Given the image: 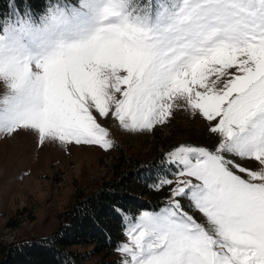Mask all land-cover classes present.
<instances>
[{"label":"snow or ice","instance_id":"1","mask_svg":"<svg viewBox=\"0 0 264 264\" xmlns=\"http://www.w3.org/2000/svg\"><path fill=\"white\" fill-rule=\"evenodd\" d=\"M102 13L92 36L39 65L28 82L32 102L13 97L0 133L34 129L41 142L108 149L92 108L100 117L111 111L126 130H151L183 100L218 120L210 131L220 141L214 151L181 145L166 154L176 179L154 187H175L159 212L129 223L130 244L118 248L130 258L123 264H264V168L248 172L258 183L246 181L230 158L264 165V0H104Z\"/></svg>","mask_w":264,"mask_h":264},{"label":"rangeland","instance_id":"2","mask_svg":"<svg viewBox=\"0 0 264 264\" xmlns=\"http://www.w3.org/2000/svg\"><path fill=\"white\" fill-rule=\"evenodd\" d=\"M138 2L146 4L148 0ZM152 2L155 3V0ZM103 7L104 0H51L46 9L36 17L27 11L11 12L0 20V45L18 42L27 37H38L57 29L63 30L67 39L84 40L103 26ZM218 87H222L219 82ZM116 95L120 98L119 93ZM12 98L4 94V89L0 87V122L11 115ZM91 111L97 123L108 132L107 139L112 142V147L104 149L95 144H76L74 141L61 142L53 139L41 142L38 131L34 129H17L12 134L0 133V244L51 233L61 217L63 221L67 220L66 216H62L63 212L79 195L97 189L103 181L112 177L114 160L120 150L130 158H146L145 152L150 148V134L154 128H160L161 135L171 131L173 134V144L162 154V168L164 165L168 166L164 158L174 148L185 145L214 151L220 141L219 134L210 131V126L218 120L207 121L198 112L193 113L183 100H176L171 115L164 123L154 124L151 130H126L111 115V111L105 117H100L94 108ZM230 158L234 164L246 169L245 172H240L239 168H233L234 174L246 181L259 182L251 181L248 172H259L264 165L254 159ZM168 169L172 175L176 171L174 166H168ZM159 175L150 187L163 202L161 205L139 209L133 214L121 212V236L111 252L118 264L130 259L118 251L119 246L130 244L126 235L129 223H134L143 212H159L169 201L171 188L175 184L164 185L159 189L154 185L162 178L175 181L176 177L173 175L170 178L165 172H160ZM182 204L185 212L193 216L197 223L206 226V218L202 213L191 208L187 200H182ZM124 214L131 218L130 221L124 220ZM88 245L72 244L70 247L88 250L91 246ZM95 258L97 256L93 257Z\"/></svg>","mask_w":264,"mask_h":264},{"label":"trees","instance_id":"3","mask_svg":"<svg viewBox=\"0 0 264 264\" xmlns=\"http://www.w3.org/2000/svg\"><path fill=\"white\" fill-rule=\"evenodd\" d=\"M50 2L0 0V20L11 12L27 11L36 17ZM171 133L161 135L160 128H154L143 160L127 157L120 150L114 160L112 177L97 189L79 195L63 212L67 220L61 217L51 233L0 244V264H118L111 252L121 236V212L133 214L163 203L150 184L160 173L163 152L173 144ZM72 244L91 246L88 245V250H77L70 247ZM94 256L97 258L93 259Z\"/></svg>","mask_w":264,"mask_h":264},{"label":"clouds","instance_id":"4","mask_svg":"<svg viewBox=\"0 0 264 264\" xmlns=\"http://www.w3.org/2000/svg\"><path fill=\"white\" fill-rule=\"evenodd\" d=\"M81 41L67 39L63 30L57 29L38 37L0 45V87L4 89V94L16 97L21 105L30 104L34 92L28 82L41 74L39 65Z\"/></svg>","mask_w":264,"mask_h":264}]
</instances>
